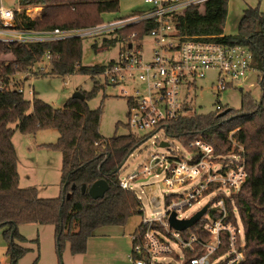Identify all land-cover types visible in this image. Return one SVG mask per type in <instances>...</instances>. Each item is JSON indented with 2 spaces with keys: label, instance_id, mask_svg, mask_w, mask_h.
Returning <instances> with one entry per match:
<instances>
[{
  "label": "trees",
  "instance_id": "1",
  "mask_svg": "<svg viewBox=\"0 0 264 264\" xmlns=\"http://www.w3.org/2000/svg\"><path fill=\"white\" fill-rule=\"evenodd\" d=\"M19 1L22 12L15 15L16 26L24 31L89 28L102 24L103 15L120 11V0ZM228 1L211 0L203 11L201 7L189 9L177 18V29L183 38L208 37L215 42L248 48L254 56L253 67L261 76L262 97L256 101L251 93L244 94L241 110H231L222 118L219 117L222 111L218 110L211 114L191 113L171 124L168 134L188 149L201 135L220 155L231 152V133L238 130L233 137L246 148L248 172L245 188L248 204L238 213L244 228L245 264H264V13L249 7L243 12L238 34L225 37ZM29 8L42 11L33 18L27 15ZM153 27V24L131 27L102 38L100 52L124 45V39L137 31L141 32V39ZM83 46V39L30 45L0 43V82L3 83L2 88L0 85V229L6 240L10 238L13 260L26 253L13 244L15 238L25 241L18 235L19 225L54 227L59 251L69 242L73 255H85L89 239L100 228L125 227L134 216H143L139 198L132 189L123 190L120 185L127 161L143 140L134 133L109 139L101 136L102 112L92 110L88 101L102 88L97 85L98 78L106 66H83ZM94 50L98 53L96 44ZM47 55L51 57L48 70L40 75L64 77L83 73L94 81V91L84 94L85 101L72 99L63 110H56L44 102H31L19 92L15 75L36 70ZM121 125L117 124V129ZM46 129H55L60 135L54 146L62 154L63 195L58 199H42L35 189L19 188L15 132L34 135ZM226 145L229 147L224 152L221 147ZM100 180L106 181L110 188L103 199L93 200L88 193H82L83 186L89 190ZM70 191L71 196H67ZM233 219L237 223L235 216Z\"/></svg>",
  "mask_w": 264,
  "mask_h": 264
},
{
  "label": "built area",
  "instance_id": "2",
  "mask_svg": "<svg viewBox=\"0 0 264 264\" xmlns=\"http://www.w3.org/2000/svg\"><path fill=\"white\" fill-rule=\"evenodd\" d=\"M6 0H0V43L30 45L54 43L69 39H98L118 35L131 27L153 24V29L139 39L140 31L127 39L118 60L106 65L101 73L104 87L117 89L129 106V128L132 131H148L161 143H169L166 153L153 154L148 165H143L138 175L121 179V188L130 190V184L140 177L151 179L164 176L162 187L167 196L162 218H143L139 229L131 235L132 264H245V236L243 225L235 207L230 220L224 201L209 199L217 187L240 190L245 185L243 173L233 169L223 173L216 162L212 146L199 135L189 146V157L174 146L169 136V126L192 113L189 97L197 80L215 75L213 87L220 96L235 87H244L253 67L252 52L242 46L215 42L214 38H183L177 29V18L191 8L202 7L211 0H145L149 9L108 24L69 31H24L17 29L15 15L22 9L8 8ZM42 11L28 9L27 15ZM152 38L155 47L146 59L142 40ZM50 55L42 65L49 63ZM39 67V66H38ZM36 68L39 73L48 67ZM35 74H27L18 80L19 92L26 95L25 80ZM144 84L143 88L127 84ZM2 82H0L2 88ZM239 89V88H238ZM35 97V91L29 92ZM28 98V97H27ZM219 112L225 110L221 104ZM164 149V148H162ZM208 210L193 227L181 232L175 230L170 218L176 214L179 221L190 220L205 207ZM196 211L191 213L194 209ZM187 213H190L187 215ZM144 216V211H143ZM141 216V217H143Z\"/></svg>",
  "mask_w": 264,
  "mask_h": 264
},
{
  "label": "rangeland",
  "instance_id": "3",
  "mask_svg": "<svg viewBox=\"0 0 264 264\" xmlns=\"http://www.w3.org/2000/svg\"><path fill=\"white\" fill-rule=\"evenodd\" d=\"M257 1L259 2L260 0ZM246 2L247 0L228 1V16L224 26V36L234 37L238 34L239 18L243 15L245 8L248 7ZM5 5L12 9L18 8L20 1L6 0ZM204 6L201 7L202 11L204 10ZM148 9L149 7L145 3V0H120V11L103 15L102 24L115 22ZM40 13V11H35L30 15L34 18ZM101 39L84 40L83 66L103 67L118 60L122 45L118 44L115 47L100 52L103 49V40ZM95 44L98 53L94 50ZM142 46L144 56L148 59L155 47V41L152 38H144ZM42 66L46 68L49 64L47 62L38 68ZM28 73L38 74L26 78L24 82L28 99L31 102L40 101L47 103L56 110H63L76 93L83 95L90 94L95 88L94 81L83 73L62 77L50 75V73L40 75L38 71L33 70L17 73L15 80H23V77ZM214 80L215 75L208 73L206 79L196 81V88L191 91L188 100L193 114L216 113L217 104L239 111L241 110L244 94L251 93L252 98L256 101H259L262 97L259 84L261 76L258 72H251L249 74L247 83H245L242 90L235 87L225 91L222 96L218 95L214 90L212 85ZM97 85L102 88L96 90V94L88 101V104L92 110H100L102 112L100 121L101 136L109 139L115 136L134 133L143 140V144L138 151L127 161L122 178L127 179L129 176L138 175L141 167L148 165L153 154H162L167 151L157 145V139L152 137L150 130L135 132L129 128V106L127 100L121 97L120 90L118 91L109 87L105 88L100 77L98 78ZM144 86V84L139 83L138 85L127 84L126 87L131 91L133 87L143 88ZM32 90L35 91V97L29 96V92ZM119 123L122 125L117 129V124ZM236 132L238 130L231 133L230 156L229 154L218 155L215 151L217 160L214 162L223 167V173H226L229 169L234 170V176L240 172L243 173L246 176L245 185L240 190L231 187H228V189L217 187L215 193L209 197V199H214L215 202L223 200L230 217L235 207L239 211H243L248 204V190H245L248 180L246 167L247 153L246 148L241 146L237 139L233 137ZM59 137V132L55 129L40 130L34 135L22 134L16 130L13 142L19 162L20 189H35L38 197L42 199H58L63 195L62 154L54 148L59 141ZM171 143L189 157L190 149L184 147L178 141L173 140ZM228 147L229 145H226L221 148L226 152ZM163 181L164 176L161 175L159 177L154 176L151 179L140 177L138 180L132 182L130 187L141 202V210L144 211V216H134L125 227L100 228L89 239L87 254L85 255H73L69 242H66L64 247L59 251L54 227L22 224L18 226V235L25 241L15 238L13 239V244L22 247L26 253L23 257L13 260V254L10 251V238L6 240L3 230L0 229V264H132L130 261L133 252L131 235L135 227L142 222L144 217L149 220H155L164 216L166 208L165 200L170 193L163 189ZM67 196H71V191L67 193ZM197 209L190 212L193 213ZM189 214L187 213V215ZM235 215L238 216V214ZM230 220L233 222L232 217ZM170 262L171 260L165 261L167 264Z\"/></svg>",
  "mask_w": 264,
  "mask_h": 264
},
{
  "label": "water",
  "instance_id": "4",
  "mask_svg": "<svg viewBox=\"0 0 264 264\" xmlns=\"http://www.w3.org/2000/svg\"><path fill=\"white\" fill-rule=\"evenodd\" d=\"M73 99L85 101V96L81 93H76ZM231 110L232 109H227L226 111L221 113L219 115V117L222 118V117L228 115ZM160 146H161V148L167 149V148H169V143L164 142V143H161ZM73 189H74V187H73ZM109 189L110 188H109L108 183L104 180H100V181H97L96 183H94L89 190L87 189L86 186H83L81 191L83 194L88 193V195L93 200H100V199H103L105 197V195L108 193ZM207 210H208V206L205 207L201 212H199L197 215H195L190 220H185V221L177 220L176 214H173L172 217L170 218V223L175 230L183 232V231L195 226L201 220V218L205 215Z\"/></svg>",
  "mask_w": 264,
  "mask_h": 264
},
{
  "label": "crops",
  "instance_id": "5",
  "mask_svg": "<svg viewBox=\"0 0 264 264\" xmlns=\"http://www.w3.org/2000/svg\"><path fill=\"white\" fill-rule=\"evenodd\" d=\"M257 3H258V4H257ZM246 4H247L248 7L245 8V10L248 9L249 7H252V8L259 7L260 11H261L262 13H264V0H260L259 2H258L257 0H251V1H248V0H247ZM245 10H244V11H245ZM242 16H243V15H241V18H242ZM241 18H239V22H240ZM225 37H227V36H225ZM238 88L240 89V87H238ZM139 225H140V223L135 227L133 233L137 230V228L139 227ZM95 234H96V233H95ZM87 258H88V257H87Z\"/></svg>",
  "mask_w": 264,
  "mask_h": 264
}]
</instances>
